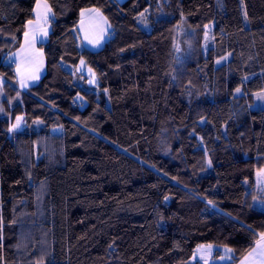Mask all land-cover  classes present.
<instances>
[{"label":"trees","instance_id":"trees-1","mask_svg":"<svg viewBox=\"0 0 264 264\" xmlns=\"http://www.w3.org/2000/svg\"><path fill=\"white\" fill-rule=\"evenodd\" d=\"M37 1L0 0V264H203L207 243L240 263L264 221V0H46L47 70L20 92L8 59ZM92 9L111 26L96 52L78 33Z\"/></svg>","mask_w":264,"mask_h":264},{"label":"rangeland","instance_id":"rangeland-1","mask_svg":"<svg viewBox=\"0 0 264 264\" xmlns=\"http://www.w3.org/2000/svg\"><path fill=\"white\" fill-rule=\"evenodd\" d=\"M117 2H123L124 0H116ZM53 17V10L50 4L46 0H38L34 9V18L31 20L29 25H37L41 26V22L44 20L43 18ZM45 25H42L41 28H44ZM51 25L49 24V27ZM45 29V28H44ZM44 31L43 33H45ZM42 33V34H43ZM41 34V35H42ZM35 32L29 31L24 43L20 45L17 49H15L9 56L8 61L12 64L16 65L17 79L15 86L20 92H28L29 89L35 85H38L41 81L42 77L45 75L47 70V59L45 52L42 48H40L39 44H35L34 41ZM50 35L47 37V41L49 40ZM209 35L206 36V41L208 44ZM47 41H44L46 43ZM42 44V42H40ZM227 59H219L217 61V65H221L226 62ZM80 70L83 73L82 79L87 78L88 86H95L96 80L94 76V72L91 69L85 68L82 64ZM81 79V78H80ZM256 99V108L263 109L264 108V95L263 93H257L255 95ZM258 123V130L255 134V144H254V153L256 156L264 155V112H260L254 115ZM23 129V121L22 118H17L12 124V131H20ZM195 139L186 140L184 142V149L188 160L191 166L196 171H204L209 168V162L206 157L205 151L200 145L196 144ZM256 179L258 185L262 188L264 187V168L257 172ZM175 190H172L170 193H174ZM256 206L259 209L264 211V205L256 202ZM158 212L162 216V223H166V219H172V221L177 222L176 214L172 211H168V213H164L163 209H159ZM257 233L264 237V221L258 220L256 221ZM209 238H206V241ZM217 247L212 244L201 245L194 252V261H200L203 264H227L232 258V251L228 248H222L223 256L220 258H215L214 254Z\"/></svg>","mask_w":264,"mask_h":264},{"label":"crops","instance_id":"crops-1","mask_svg":"<svg viewBox=\"0 0 264 264\" xmlns=\"http://www.w3.org/2000/svg\"><path fill=\"white\" fill-rule=\"evenodd\" d=\"M41 22L45 25L44 28L37 25H27V34L29 31L35 32V44L47 41L48 35L51 33V26L49 27L51 18L44 17ZM46 31L45 33H43ZM111 26L107 18L102 12L96 9L85 10L81 14V21L78 25V33L83 45L91 51H99L104 48L106 42L110 38ZM43 33V34H42ZM42 34V35H41ZM27 35L23 37L21 45ZM264 235V233H263ZM238 264H264V237L260 235L255 248Z\"/></svg>","mask_w":264,"mask_h":264},{"label":"snow or ice","instance_id":"snow-or-ice-1","mask_svg":"<svg viewBox=\"0 0 264 264\" xmlns=\"http://www.w3.org/2000/svg\"><path fill=\"white\" fill-rule=\"evenodd\" d=\"M29 23H31V21H29ZM25 35H27V33H25ZM239 91V90H238Z\"/></svg>","mask_w":264,"mask_h":264}]
</instances>
